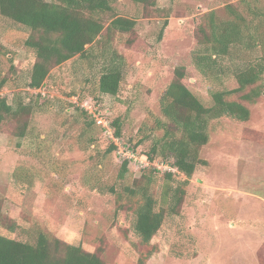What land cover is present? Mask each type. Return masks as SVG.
Wrapping results in <instances>:
<instances>
[{
	"label": "rangeland",
	"instance_id": "1",
	"mask_svg": "<svg viewBox=\"0 0 264 264\" xmlns=\"http://www.w3.org/2000/svg\"><path fill=\"white\" fill-rule=\"evenodd\" d=\"M112 5L116 16L135 21L130 33L117 34L112 42L124 59L115 97L99 94L98 67L90 69L77 57L53 68L39 89H30L34 58L23 46L28 31L0 16V81H5L0 98L13 107L19 102L31 107L17 122L26 120L23 136L14 126L0 134V236L33 242L41 231L95 253L103 264H264V75L254 102L241 94L228 98L249 109L247 122H208L209 140L199 151L206 163L188 179L176 214L168 213L161 199L165 173L174 171L170 160L148 159L160 136L152 131L163 118L159 99L176 68L185 70L183 84L209 107L213 92L237 88L235 74L261 58L264 0H156L154 7L116 0ZM231 11L256 39L213 57L214 73L202 76L192 63L193 53L203 49L198 29L208 28L211 17L231 20ZM90 105L106 118L109 131L81 107ZM144 177L153 180L148 193L156 208L165 210L149 245L132 230L131 208L138 200L130 204L123 193L143 188Z\"/></svg>",
	"mask_w": 264,
	"mask_h": 264
},
{
	"label": "trees",
	"instance_id": "2",
	"mask_svg": "<svg viewBox=\"0 0 264 264\" xmlns=\"http://www.w3.org/2000/svg\"><path fill=\"white\" fill-rule=\"evenodd\" d=\"M116 0H0V16L12 21L28 31L23 46L34 58L28 87L39 89L49 76L50 71L77 57L88 68L97 69V90L99 94L117 96L123 79L124 59L113 47L115 35L130 33L135 21L115 15L113 2ZM135 4L154 7L156 0H129ZM226 22H217L211 17L208 28L200 26L199 46L202 50L192 56L193 67L202 76L212 75L215 59L225 57L230 47L243 45L244 40H253L249 27L240 15ZM167 25L165 21L163 27ZM104 32V33H102ZM255 42V40H254ZM259 47L262 56L254 64L239 70L234 78L237 88L231 91L213 92L212 105L205 107L183 84L185 70L176 68L174 78L159 99L162 119H157L152 131L160 132L155 139L148 159L154 157L170 160L174 170L165 173L162 202L168 213L176 214L185 196L188 179L198 166L205 165L199 158L200 149L208 143V122L223 119L234 123L249 120V109L241 103L228 98L241 94L246 102H254L260 95L259 82L264 75V40L260 38ZM255 46V44H254ZM253 46V47H254ZM1 49V48H0ZM5 81H0V90ZM246 89H250L245 92ZM1 92V91H0ZM245 92V93H244ZM244 93V94H243ZM8 104L6 98H0V134L8 133L14 126L17 136L24 134L26 120L17 125L20 117L29 115L28 104ZM99 113V112H97ZM116 127L115 137L120 136L119 121L112 123ZM113 150V146L109 151ZM127 163L122 164V173ZM174 173L185 180L173 178ZM143 188L123 190L127 201L133 207V234L142 245L150 241L160 229L165 210L157 209L155 201L148 193L152 178L144 177ZM112 193L115 190L111 188ZM13 231V228H9ZM150 253L145 255L147 259ZM0 264H103L95 253L84 251L80 246H72L55 238H49L37 231L33 242L22 239H9L0 236ZM140 264H143L141 260Z\"/></svg>",
	"mask_w": 264,
	"mask_h": 264
},
{
	"label": "built area",
	"instance_id": "3",
	"mask_svg": "<svg viewBox=\"0 0 264 264\" xmlns=\"http://www.w3.org/2000/svg\"><path fill=\"white\" fill-rule=\"evenodd\" d=\"M0 94H1V92H0ZM85 103H87V102H85ZM87 104H88V103H87ZM81 107H83V109H84L85 111H87V112L89 111L88 113L92 115V117H93V119H94V122H95L97 125H102L103 127H105V128L109 131V123H108V121L105 120V119H106L105 117H102L99 113L95 114V113L93 112V110H90L91 105H90V107H87L86 109L84 108L85 106H81ZM110 126H111V125H110ZM131 152H132V151H130V150L125 151L126 154H131Z\"/></svg>",
	"mask_w": 264,
	"mask_h": 264
}]
</instances>
